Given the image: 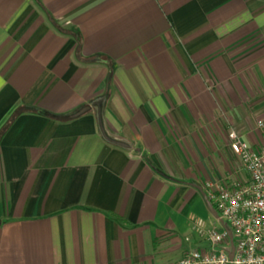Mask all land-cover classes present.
Masks as SVG:
<instances>
[{"label": "crops", "instance_id": "1", "mask_svg": "<svg viewBox=\"0 0 264 264\" xmlns=\"http://www.w3.org/2000/svg\"><path fill=\"white\" fill-rule=\"evenodd\" d=\"M259 120L264 0H0V264H178Z\"/></svg>", "mask_w": 264, "mask_h": 264}, {"label": "built area", "instance_id": "2", "mask_svg": "<svg viewBox=\"0 0 264 264\" xmlns=\"http://www.w3.org/2000/svg\"><path fill=\"white\" fill-rule=\"evenodd\" d=\"M264 128V120L257 122ZM230 149L248 174L245 181L206 183L207 198L228 224L227 229L211 227L203 231L207 247L187 248L178 264H264V141L252 147L230 128L227 132ZM203 221L193 220V228L201 230ZM188 239V238H187Z\"/></svg>", "mask_w": 264, "mask_h": 264}, {"label": "water", "instance_id": "3", "mask_svg": "<svg viewBox=\"0 0 264 264\" xmlns=\"http://www.w3.org/2000/svg\"><path fill=\"white\" fill-rule=\"evenodd\" d=\"M86 111V108H83V109H81L79 112H77L76 114H74L73 116H71V117H76V116H78V115H80V114H82L83 112H85ZM207 204H208V208L210 209V211L212 212V214L214 215V216H216V217H218V213H217V211L215 210V208H214V206L212 205V203H211V201H209L208 199H207ZM228 233H229V236H230V239H231V251H230V258H232L233 257V253H234V244H233V240H232V233H231V231L230 230H228Z\"/></svg>", "mask_w": 264, "mask_h": 264}, {"label": "trees", "instance_id": "4", "mask_svg": "<svg viewBox=\"0 0 264 264\" xmlns=\"http://www.w3.org/2000/svg\"><path fill=\"white\" fill-rule=\"evenodd\" d=\"M22 110V108H18L16 111H15V114L12 116V118L11 119H13L14 118V116L19 112V111H21ZM36 111H39V112H42V110H39V109H35ZM47 113V112H46ZM49 114V113H48Z\"/></svg>", "mask_w": 264, "mask_h": 264}]
</instances>
